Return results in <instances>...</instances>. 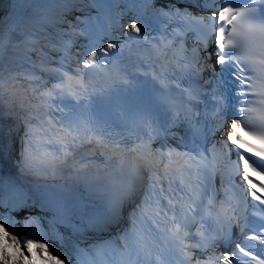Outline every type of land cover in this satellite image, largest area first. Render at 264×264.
<instances>
[{"label": "bare ground", "instance_id": "6f19581e", "mask_svg": "<svg viewBox=\"0 0 264 264\" xmlns=\"http://www.w3.org/2000/svg\"><path fill=\"white\" fill-rule=\"evenodd\" d=\"M109 1L111 2L108 3V6L107 2L103 0L105 8L103 11L97 13L98 16L93 23V29L85 39L92 47H90L91 50L99 51L98 46L115 43V41L120 40L124 33L129 32L128 25L130 23H135L141 30L146 31L147 28L151 27L153 22L150 21L145 26L142 24V19L147 18L151 11H156L163 5H169V3L172 4L171 2L175 0H132L131 2L133 3L131 4H134L130 9L132 10L130 11L132 14L119 8L120 4L127 2V0ZM3 2L4 4L1 2L0 5H7L8 3L6 0H3ZM86 3L85 0H12V5L16 9L12 19L4 22L3 14L2 20H0V66H6L3 73L9 72L11 75L16 76L12 71V66L20 67L19 64L21 65L24 62L29 63L31 67L26 71V75L23 72L21 74L25 79H19V81H24L20 85H26L32 79H36V77L42 78L43 75L55 70L54 66L49 63L37 67L35 63L21 59L18 56L17 45H20V41L30 43L33 46L39 44L41 47L50 43L51 47L48 48L55 54V57H58L61 52L57 53L59 50L54 48V42L60 41L62 38V32L59 30L58 25L65 23V18L76 6H80L83 9L85 6H88ZM88 7L85 9H90ZM140 7L145 8L141 16L137 14V10ZM105 18L108 21H118L119 31L113 30L110 26L103 24L102 19L104 20ZM97 27H102V29L98 31ZM65 34L66 32H64ZM31 35H35L34 38ZM70 47L72 48H70L68 56L74 57L73 51L75 48L76 53H82V47H75L73 45ZM85 47H87V44ZM52 60L54 59L52 58ZM70 61L73 60L70 59ZM7 67L8 69L10 68L9 71H6L8 70ZM57 70L60 71L59 69ZM4 81V96L3 103L0 104V114L10 121L12 120L13 123L19 120L20 126L14 129V124L12 126L8 122V127H4L3 125L0 127V205H2L0 206V217H2L0 225H3L0 233L4 229H7L13 235L20 237L22 241L23 239L46 237L47 239H43V242L48 245V248L45 250L46 255L49 252L51 253L54 242H60L61 247H63L61 251L65 264H78L75 255L80 253L84 255L85 250L90 247L85 246L84 249L78 246L77 241H74L73 235L78 230V227L75 225L76 222L77 225L81 223L87 227L86 230H83L84 238H88L89 236L97 238L95 239V245L99 247V253L104 260H108L109 257L113 259L116 255L123 252L125 245L133 241L134 234L140 240L145 237L154 236L150 232L145 233L144 231L148 222L147 218H144V212L148 204L153 203L152 199L157 200L156 193L158 191L154 190L157 186L152 183L155 180L153 177L154 168H156L155 165L158 162L154 152L155 150H159V146L162 148L167 147L169 145L168 139L175 138L179 140L176 130L169 129L166 132L167 137L163 139L161 136L164 133H162L158 135L159 139L150 142L147 150L152 153L149 160L153 162L152 165L154 167L142 165L144 162H148L145 158L137 162V166H142L139 168L140 171L135 172H138L143 179L145 177V181L148 183L145 185L141 178L139 182L141 186L136 188L138 195L128 208L125 207L128 189L127 186L123 187L119 185L123 182L120 175L117 173L111 174L112 169L104 171L96 170L92 166L94 162L85 159L86 149L82 150V155L79 158L72 160L73 158L70 157L72 164L69 165L68 172L64 173L67 176L61 178L52 177L58 176L54 172L51 176H45L44 174L43 177H38L39 175L35 176L34 174L26 176L21 169H17L20 171L18 173L8 169V151L13 145L17 144L15 131H23L26 123H22V117L12 110L16 104L10 103V100H6L5 98L7 94L9 96V88L16 92L14 87L18 84L14 85V82H10L6 76ZM39 81L41 82V80ZM6 104L9 105L6 106ZM33 119L36 118L33 117ZM10 134H14V136ZM155 146L156 149H154ZM15 151L18 153L17 146ZM131 193L133 191L129 192V195ZM71 194H74L75 197L70 196ZM63 196L69 201L74 200L80 213L74 222L66 226H58L56 221L50 217L49 210L52 205L50 203L56 197ZM133 205L136 207L133 208ZM40 209L41 213L39 212ZM130 209L132 210L131 212ZM135 211L137 212L135 213ZM41 216L51 219L56 224L52 227L53 231L47 232V224L41 221ZM120 216H123L124 220L118 221ZM123 222L127 224L123 226ZM13 228L17 229V231L13 232ZM125 229L128 231V235L122 233V230ZM146 243L147 247H149L147 240ZM5 244L8 246V252L13 259H18L15 249L10 246L11 242L6 241ZM216 249L217 246L209 251V255H215Z\"/></svg>", "mask_w": 264, "mask_h": 264}, {"label": "snow or ice", "instance_id": "6c2138e0", "mask_svg": "<svg viewBox=\"0 0 264 264\" xmlns=\"http://www.w3.org/2000/svg\"><path fill=\"white\" fill-rule=\"evenodd\" d=\"M248 0H205L206 7L203 9L211 13L210 16H202L200 20L207 21L205 25V43L201 51L203 52V57L207 60H211L213 55H215V64L220 66V71L217 73L213 69L212 75L214 77L219 76L224 77L225 72L235 70L241 61L247 63V65L253 70L258 77L257 83L248 84L247 80L252 79L251 77H235L236 80L241 81V86L246 85L247 88L253 89L254 93L264 97V23L253 22V17L255 16V10L250 5L249 7H232L233 3H247ZM211 5V7H207ZM170 11H176L170 9ZM129 33L139 34L141 28L135 23H130L128 25ZM210 40V44H209ZM211 45L215 47L212 48ZM99 51L86 49L83 53H77L81 57L82 63L85 66V71L91 70L93 65H97L99 61L101 64L108 59L109 50L115 49L117 45L115 43H107L106 45H100ZM240 51L242 55L234 56L233 52ZM227 56H232L231 60H227ZM60 63L61 67H64L63 63ZM199 64V61H197ZM56 71V70H53ZM77 75L80 74L79 66L74 70ZM241 71H243L241 69ZM19 77L10 74L9 81H14ZM61 78H67L68 80L74 79V77H66V74H62ZM4 77L3 69L0 68V104L3 103L4 96ZM56 86H53L55 89ZM10 103L19 104L21 110H24L23 102L17 100L18 93L13 91L11 88L8 89ZM246 91L240 93L241 97L250 95ZM48 97V93H41L37 98L43 100ZM259 108H241L234 114L240 115L241 119L245 121L251 128L248 131V135L259 140L261 143L259 145L252 143L249 140H244V148H241L239 140L243 138L237 133V129L240 128L241 119L232 120L231 124L228 126V131L223 132V127L220 131L223 132V139L220 142L223 148L234 149L237 153V164L236 169L238 173L242 172L241 180L245 183L247 194H249L254 201H259L261 205H264V179L257 180L255 176L252 175L255 172L258 176H264V172H259L252 163L249 162L251 159L248 153L252 156L258 157V163L264 162V99L259 101ZM27 120V115L25 116ZM30 135L29 131H25V136ZM236 139H233V136ZM64 139H67L65 137ZM65 148L74 147L72 141L63 145ZM261 167H264V163H261ZM251 169V172L249 171ZM154 184L156 181L153 182ZM159 188L157 189L159 193H164L168 191L169 196L172 195L170 185L169 188L164 187L163 180L159 181ZM257 187L260 188V192H257ZM193 195H195V189L193 190ZM163 198V197H161ZM168 205L170 210H174L175 206L172 200H168ZM2 206V205H0ZM136 206L133 205V208ZM180 209L187 211L183 204L179 205ZM2 219V217H0ZM175 223V220H173ZM11 227V225H9ZM0 229H3V225H0ZM179 229L177 228V231ZM17 229L13 228V232ZM264 235V233H262ZM45 238L38 239H23L17 235H13L11 232L4 229L0 233V264H36V257L39 256L41 260L45 261L46 264H56L55 259L51 256L49 252L45 254V250L48 245L43 242ZM251 239L258 240L264 244V239L261 235L253 236ZM6 241L11 242V247L15 249L16 256L18 259H13V257L8 252V246L5 244ZM35 245V247H33ZM236 250L233 252V256L239 253H244L245 256H251V252H245V248L240 247L236 244ZM55 250V248H53ZM63 255V253H61ZM224 264H232V257L225 255L223 257ZM256 264H264V260L259 257H253ZM62 264V262H61ZM198 264V262H197Z\"/></svg>", "mask_w": 264, "mask_h": 264}, {"label": "rangeland", "instance_id": "374dc122", "mask_svg": "<svg viewBox=\"0 0 264 264\" xmlns=\"http://www.w3.org/2000/svg\"><path fill=\"white\" fill-rule=\"evenodd\" d=\"M85 1L87 2L86 4H88V6H89V7L85 6V8L88 7L90 9H85V8L82 9V7L76 6L73 9V11L65 18V23H63V24L61 23V24L58 25L59 26V30L62 32L61 33L62 38H61L60 41H55L54 42L55 43L54 44V48H57V50H59V51H57V53L61 52L60 53L61 55L59 54V56L56 57L55 60L51 59L50 61H48V63L50 65H52L54 67H61L60 63H56V61H63L65 59V56L69 53L70 48H72L70 46L73 45L74 42L72 41V38L70 37L71 33L74 31V32H77V35H84L85 34V36L88 37L87 35H89L91 30L93 29V23L95 21V18L98 16L97 13L103 11L104 8H105V4L103 3V0H85ZM105 1L107 2V5L109 6L108 3L111 2V1H109V0H105ZM131 1L132 0H127V2H125L126 4L125 3L120 4V6H119L120 10L129 11V12L132 11L130 9H131L132 6H134V4H131V3H133ZM1 2H2V4H4L3 0H0V3ZM128 2H130V3H128ZM2 6L3 5H0V20H2V15H1ZM100 17H101V15H100ZM111 23H112V25H110V27L112 29H116V27H115L116 24L113 22V20H111ZM64 32H66L65 35H64ZM73 46L77 47V44H75ZM3 66H0V68H2L3 72H4L6 66L5 67H3ZM19 66L20 67L12 66L13 73H15L16 68L18 69L17 71H19V70H21L23 68V70H24L23 73H24V75H26V71L31 67L30 64L26 63V62L22 63L21 65L19 64ZM7 69H8V67H7ZM9 70H10V68L8 70H6V71H9ZM7 74H10V73L7 72ZM21 74H22V72L20 74H18L16 72V76L19 77V78L15 80V82L13 83L14 85L17 84L19 79H21V80L25 79V77H22ZM5 76H6V73H3V77L4 78H5ZM6 80H8V79H6ZM42 84H44V83H42ZM8 105L9 104H6V106H8ZM8 122L10 123V125L13 126L14 123H13L12 120L10 121V120L6 119L5 117H3L0 114V127H1V125H3L4 127H8ZM13 128L15 129V126H13ZM15 133H16L15 135L17 136L15 140L16 141L18 140V143H20L21 131H18V132L15 131ZM12 135L14 136V134H12ZM18 145L19 144H17V145L15 144L13 146L11 145L12 147L8 151V154H7V167H8V169L12 170V172H15V173L20 172L17 169H19V170L21 169V171H23L26 176L34 174L35 176L39 175L38 177H41V176L43 177L44 176L43 173L42 174L41 173L38 174V173H36V171L27 170V169H23L22 168V167H24L23 162L27 161V157L25 155L22 156V154L20 153V151L18 149ZM16 146H17L18 153H16V151H15L16 150ZM154 149H156V146L154 147ZM155 151L158 153L159 150H155ZM156 152H155L154 155H155L156 159L159 160L158 156H156ZM14 154L16 155V157L18 156V158L20 160L15 159L14 158ZM71 157L74 158L73 156H71ZM30 162H32V160L28 159V162H27L26 166H31ZM69 167L68 166H63L62 167L63 168L62 174L67 173L68 170H69ZM45 174H51V173H50V171H47V172H45ZM57 174H59V173L57 172ZM63 176H67V174L58 175V176H52V177L61 178ZM141 178H142L143 183H145V185H147L148 182L145 181V177H144V179H143V177H141ZM39 212L41 213V209L39 210ZM41 221L43 223L45 222L47 224V232H51V231L54 230V229L52 230V227H53V225L55 226L56 224L51 219H49L47 217H44V216H41ZM32 224L34 225V223H32ZM75 225L78 227L77 228L78 230L73 235V238H74V241H77L79 247L84 248L85 245L89 244V242H91V241L93 242V241H95V239H97L94 236H89L88 238H84L83 230H86L87 227H85L81 223H79L77 225V222L75 223ZM53 248H55V250H53ZM53 248H52L53 251L51 250V254H52V257L55 259L56 264H61V262H62V264H65L64 256L60 254V253H62L61 249L63 248V247H61L60 242H57V241L54 242ZM55 254H56V256H55Z\"/></svg>", "mask_w": 264, "mask_h": 264}]
</instances>
